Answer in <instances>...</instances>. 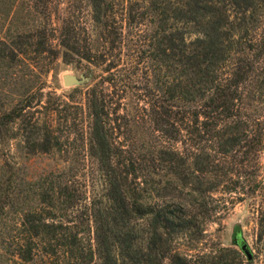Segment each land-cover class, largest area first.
Wrapping results in <instances>:
<instances>
[{
  "label": "trees",
  "instance_id": "obj_1",
  "mask_svg": "<svg viewBox=\"0 0 264 264\" xmlns=\"http://www.w3.org/2000/svg\"><path fill=\"white\" fill-rule=\"evenodd\" d=\"M30 2L41 20L10 30L2 56L30 66L50 52L100 73L83 101L28 91L0 134L18 124L29 141L37 128L42 153L73 138L104 192L82 209L73 167L57 165L33 198L5 194L0 264H243L234 247L195 245L226 195V210L248 202L263 226L264 0ZM36 106L52 117L35 118Z\"/></svg>",
  "mask_w": 264,
  "mask_h": 264
},
{
  "label": "rangeland",
  "instance_id": "obj_2",
  "mask_svg": "<svg viewBox=\"0 0 264 264\" xmlns=\"http://www.w3.org/2000/svg\"><path fill=\"white\" fill-rule=\"evenodd\" d=\"M30 3V0H0V117L12 109L28 91L37 93L36 98H39L38 91L41 90L44 94L43 102H49L51 105L57 101L58 95L66 100L83 101L84 91L96 83L100 73L86 61L65 62L62 57H55L50 52H45L30 66L21 60L12 62L5 59L2 54L8 53L9 49L1 41L10 38V30L14 34L21 32L32 26L35 20L39 21L42 18L39 16L41 15L39 9L33 8V12L27 14ZM52 14L54 18L53 10ZM55 43L56 41L53 42ZM89 72H93V78L85 85L66 86L63 82V75L66 73L80 75ZM33 110L36 112L35 118L52 117L46 114L47 110L41 106H36ZM12 127L7 135L0 134V201L3 200L1 197L4 198L8 193H14L20 199L28 196L29 199L33 198L44 184L46 176H48L46 181L48 186L52 181L55 183L57 176L53 175L52 170L57 165L73 167L75 181L72 191L76 199H81L82 209H85L86 202L92 205L90 201L93 199L98 202L102 200L103 181L94 170L92 160L84 155L85 149L82 146L77 149L79 142L73 141L72 138L63 145L64 151L51 150L42 153V147L35 140L39 135L37 128L30 127L27 133L23 132L25 137H29V141H20V137L16 138L15 135L19 132L18 124H12ZM61 133L66 135L67 129L62 127ZM262 163L261 175L264 180V156ZM46 172L47 174L44 175ZM223 198L220 200L222 211L218 213L219 219L206 224L204 227L206 236L195 246L199 249L217 245L234 247L239 251L243 264H264V215L262 226L258 214L248 202H238L230 210H226L224 204L226 202L231 206V199L229 195ZM257 202L261 208H264V192ZM82 209L77 212L80 214ZM5 210L11 211L12 206L6 205ZM84 216L85 219L87 215ZM237 227L241 228L242 236L254 254L251 263H248V257L241 246L235 243L234 233ZM91 237H94L93 231ZM180 242L181 248H186L185 240Z\"/></svg>",
  "mask_w": 264,
  "mask_h": 264
},
{
  "label": "water",
  "instance_id": "obj_3",
  "mask_svg": "<svg viewBox=\"0 0 264 264\" xmlns=\"http://www.w3.org/2000/svg\"><path fill=\"white\" fill-rule=\"evenodd\" d=\"M93 78V72L82 73L80 75L73 73H66L63 75V82L66 86H80L85 85L90 82ZM239 245L242 250L246 253L248 260H251L254 256L249 244L245 242V240H240Z\"/></svg>",
  "mask_w": 264,
  "mask_h": 264
}]
</instances>
